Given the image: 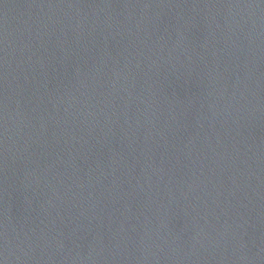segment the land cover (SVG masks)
Returning <instances> with one entry per match:
<instances>
[{
    "label": "water",
    "instance_id": "95a60500",
    "mask_svg": "<svg viewBox=\"0 0 264 264\" xmlns=\"http://www.w3.org/2000/svg\"><path fill=\"white\" fill-rule=\"evenodd\" d=\"M0 264H117L34 115L1 37Z\"/></svg>",
    "mask_w": 264,
    "mask_h": 264
}]
</instances>
